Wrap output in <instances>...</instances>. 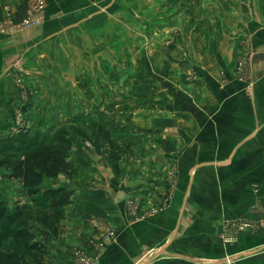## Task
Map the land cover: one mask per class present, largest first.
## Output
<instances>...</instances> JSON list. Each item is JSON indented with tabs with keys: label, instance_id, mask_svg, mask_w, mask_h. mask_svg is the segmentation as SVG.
<instances>
[{
	"label": "rangeland",
	"instance_id": "rangeland-1",
	"mask_svg": "<svg viewBox=\"0 0 264 264\" xmlns=\"http://www.w3.org/2000/svg\"><path fill=\"white\" fill-rule=\"evenodd\" d=\"M82 1L89 8L85 15L73 19L82 22L78 30L47 42L50 51L41 50L38 55L42 64L32 71L36 94L27 92L28 84L15 76L13 83L27 93L15 95L0 84L5 99L11 102L0 109V140L18 131H38L52 137L66 129L72 148L81 143L95 157L94 169L103 168L105 159L111 165L112 180L105 186L111 196L116 197L117 190L125 194L121 201L130 223L166 210L173 213L180 202L175 198L181 196L172 156L176 141L182 139V145L187 146L191 137L187 124L191 119L205 121L195 106V97L202 93L203 102L219 101L221 86L229 78L241 83L247 79L243 24L249 19L247 8L250 14L254 11V0ZM46 6L39 23L24 31L46 23L45 27L52 28L50 23L60 20L61 14L48 19ZM57 31L47 29L49 34ZM99 125L133 154L121 156L118 172L109 162L105 140L90 143L77 134L81 129L91 135ZM182 160L186 164V159ZM169 161L172 167L156 170L160 162ZM86 171L44 180L40 189H74L79 183L87 193H80L74 201H87L90 192L94 197L101 185ZM249 187V192L244 191L249 199L242 194L240 201H216V208L196 216L189 211L186 228L193 223V233L198 236L193 242L185 236L175 241L179 250L184 248L181 254L185 258L190 257L195 264H229L230 258L253 259L256 252L264 250V243L261 249H244L251 239L256 242L264 237V189L254 183ZM0 200L9 209L32 205L20 183L7 178L4 168H0ZM95 223L102 229L100 240L90 253L73 249L75 264L79 257L95 264L117 236L111 222ZM47 235L37 232L39 241L47 240ZM157 257L160 254L153 259Z\"/></svg>",
	"mask_w": 264,
	"mask_h": 264
},
{
	"label": "crops",
	"instance_id": "crops-1",
	"mask_svg": "<svg viewBox=\"0 0 264 264\" xmlns=\"http://www.w3.org/2000/svg\"><path fill=\"white\" fill-rule=\"evenodd\" d=\"M31 2L33 0H0V20L8 17L19 21ZM45 2L48 19L62 15L60 20L50 23L52 28L45 27L46 23L41 28L11 35L0 34V84L15 95L37 92L32 71L36 65L42 64L38 58L41 50L43 53L49 52L47 42L59 38L66 31L78 30L82 22L73 19L85 15L89 8L82 0H70L69 4L66 0ZM252 2L254 11L250 14L247 8L249 19L243 24L244 36L247 38L244 65L248 69L247 79L241 83L229 78L221 86L219 101L203 102L205 95L202 93L195 97V106L205 121L191 119L187 124L191 133L187 146L182 145V139L176 141L177 150L172 156L175 155V167L180 176L178 190L181 196L179 200L175 198V201H180L179 208L173 213L166 210L155 217L145 216L142 220L130 223L124 212V201L115 203L114 195L111 196L109 187L105 186L112 180L111 165L105 159L103 168L94 169L92 165L95 157L78 143L72 148L70 160L75 164L77 173L86 168L85 174L92 175L101 187L96 197L90 192L87 201H74L80 193H87L79 183L74 184V189H69L76 194H73L72 203L65 212L63 234L55 238L44 232L49 238L41 241L49 250L50 264H75L71 255L73 249L78 248L86 253L93 251L94 243L100 240L102 233L95 221L111 222L117 229L115 240L103 249L95 264H195L190 257L185 258L181 254L183 247L179 250L175 245L178 238L185 236L193 242L198 236L193 233V223L186 228L185 220L189 211L193 210V216H196L197 212L205 213L216 208V201H240L242 194L249 199L247 192L251 183L264 189V0ZM47 29L58 31L49 34ZM46 60L51 62V58ZM14 76L15 79L25 80L27 92L25 89L21 91L19 85L13 83ZM160 163L156 168L158 171L172 167L170 161L169 164ZM254 242L251 239L244 249H261L264 237ZM3 250L13 252L16 247L10 240L4 244ZM155 254H160V258L153 259ZM230 259L229 264H264V250L256 252L253 259Z\"/></svg>",
	"mask_w": 264,
	"mask_h": 264
},
{
	"label": "trees",
	"instance_id": "trees-1",
	"mask_svg": "<svg viewBox=\"0 0 264 264\" xmlns=\"http://www.w3.org/2000/svg\"><path fill=\"white\" fill-rule=\"evenodd\" d=\"M11 102L5 99L0 87V109ZM79 137L92 143L105 140L108 159L115 171L122 155H131L126 145H118L112 132L105 126L93 128L89 135L78 129ZM72 143L66 129L52 137L38 131H18L0 140V168L7 171V178L18 181L32 205H16L13 209L0 200V264H50L47 246L38 240L42 230L52 237L64 232L63 221L67 207L72 203L73 192L64 186L41 190L44 180L58 176L74 177L77 174L70 160ZM12 241L13 252H5L3 246Z\"/></svg>",
	"mask_w": 264,
	"mask_h": 264
},
{
	"label": "built area",
	"instance_id": "built-area-1",
	"mask_svg": "<svg viewBox=\"0 0 264 264\" xmlns=\"http://www.w3.org/2000/svg\"><path fill=\"white\" fill-rule=\"evenodd\" d=\"M45 5V0H34L29 4L26 15L23 19L17 22L8 17L4 20H0V34L11 35L37 25L40 21V16L43 13ZM77 259L78 264H90L85 257H79Z\"/></svg>",
	"mask_w": 264,
	"mask_h": 264
},
{
	"label": "water",
	"instance_id": "water-1",
	"mask_svg": "<svg viewBox=\"0 0 264 264\" xmlns=\"http://www.w3.org/2000/svg\"><path fill=\"white\" fill-rule=\"evenodd\" d=\"M125 198V194L123 192L117 193L116 197L114 198V202L117 203Z\"/></svg>",
	"mask_w": 264,
	"mask_h": 264
}]
</instances>
